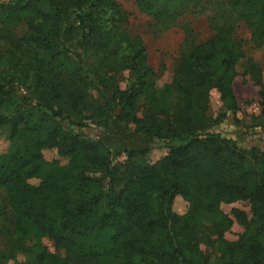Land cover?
I'll use <instances>...</instances> for the list:
<instances>
[{
  "label": "trees",
  "instance_id": "16d2710c",
  "mask_svg": "<svg viewBox=\"0 0 264 264\" xmlns=\"http://www.w3.org/2000/svg\"><path fill=\"white\" fill-rule=\"evenodd\" d=\"M136 2L164 27L191 7L212 12L215 34L188 46L162 87L116 0H0L8 47L0 50V127L10 139L0 154V264L19 252L35 253L22 264H264V150L216 133L225 114L214 117L209 98L216 89L226 111L239 109L234 80L246 54L235 26L243 22L264 45V0ZM22 21L18 37L12 29ZM245 69L260 86L264 119V71L253 58ZM90 123L133 125L168 153L149 163L146 150L128 148L114 163L103 139L79 131ZM177 195L189 204L183 214L171 209ZM240 201L251 218L228 240L234 222L221 205ZM202 214L213 221L202 223ZM44 237L66 256L50 252Z\"/></svg>",
  "mask_w": 264,
  "mask_h": 264
},
{
  "label": "rangeland",
  "instance_id": "374dc122",
  "mask_svg": "<svg viewBox=\"0 0 264 264\" xmlns=\"http://www.w3.org/2000/svg\"><path fill=\"white\" fill-rule=\"evenodd\" d=\"M116 1L126 14V22L123 23L124 29L129 33L139 34L144 39L148 62L156 72L155 82L158 87H162L173 80L177 62L188 46L193 43H204L215 34L211 26L212 12L202 11L200 7L188 8L171 25L164 27L158 24L150 14L142 11L136 0ZM12 31L18 37L23 36L27 31L26 22L18 23ZM234 35L241 40L246 54L237 66L238 75L234 80V90L239 109L236 112L226 111L220 93L216 89L212 90L209 95L210 113L214 117L225 114L213 130L224 137L237 140L242 147L257 146L264 150V119L261 117L260 86L256 84L250 74L245 73V62L248 58H253L264 71V45H258L252 40L251 31L243 22L236 24ZM5 48H8L7 44L1 41L0 50L4 51ZM118 78L121 88L126 89L130 83L128 73L123 72L119 74ZM13 91L19 96L28 94V91L22 87H14ZM79 131L90 137L103 139L111 150V158L114 163H120L126 159L125 150L128 148L146 150V158L149 163L162 159L168 153V148L164 142L145 140L135 133L133 125L126 126L113 123L109 128H102L90 123ZM9 148V130L7 127H0V154L7 153ZM43 155L48 161L56 159L55 152L49 149H44ZM60 160L63 164L68 162L67 158ZM30 182L38 184L39 180L32 179ZM4 203L5 192L0 188V218ZM188 207V202L182 196L177 195L173 200L171 209L174 213L183 214L188 210ZM221 210L229 215L234 222L231 229L226 232L225 237L228 240L238 239L245 229V221L251 218L249 203L240 201L222 204ZM200 221L209 225L213 221V217L202 214ZM41 242L57 256H66L65 250L58 248L53 240L44 237ZM33 243L34 241L29 242V244ZM202 248L208 250L205 244L202 245ZM31 261H35V253L19 252L6 264H22Z\"/></svg>",
  "mask_w": 264,
  "mask_h": 264
}]
</instances>
